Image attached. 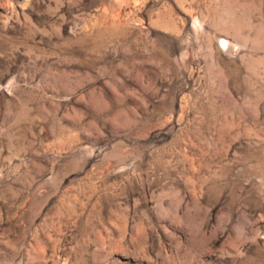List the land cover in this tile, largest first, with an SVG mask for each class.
I'll use <instances>...</instances> for the list:
<instances>
[{"label":"rangeland","instance_id":"1","mask_svg":"<svg viewBox=\"0 0 264 264\" xmlns=\"http://www.w3.org/2000/svg\"><path fill=\"white\" fill-rule=\"evenodd\" d=\"M0 264H264V0H0Z\"/></svg>","mask_w":264,"mask_h":264}]
</instances>
